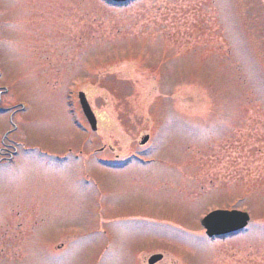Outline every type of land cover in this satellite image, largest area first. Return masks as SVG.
<instances>
[{"label": "rangeland", "instance_id": "rangeland-1", "mask_svg": "<svg viewBox=\"0 0 264 264\" xmlns=\"http://www.w3.org/2000/svg\"><path fill=\"white\" fill-rule=\"evenodd\" d=\"M154 254L264 264V0H0V264Z\"/></svg>", "mask_w": 264, "mask_h": 264}, {"label": "water", "instance_id": "water-1", "mask_svg": "<svg viewBox=\"0 0 264 264\" xmlns=\"http://www.w3.org/2000/svg\"><path fill=\"white\" fill-rule=\"evenodd\" d=\"M114 3H125L129 0H111ZM78 100L83 112L92 131L96 130V119L85 99L83 93L78 94ZM148 137L144 136L140 142L141 145L145 144ZM248 221L247 214L237 211H213L207 214L200 222L201 226L205 229L208 237H219L231 234L243 229ZM158 256L152 257L149 264L155 261Z\"/></svg>", "mask_w": 264, "mask_h": 264}, {"label": "flooded vegetation", "instance_id": "flooded-vegetation-1", "mask_svg": "<svg viewBox=\"0 0 264 264\" xmlns=\"http://www.w3.org/2000/svg\"><path fill=\"white\" fill-rule=\"evenodd\" d=\"M149 258V257H148ZM148 260V259H147ZM159 261V260H158ZM148 264V263H147Z\"/></svg>", "mask_w": 264, "mask_h": 264}]
</instances>
